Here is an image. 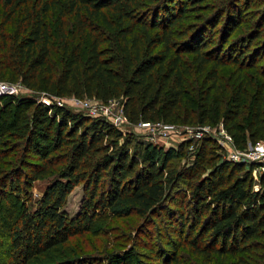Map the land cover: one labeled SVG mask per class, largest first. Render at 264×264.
<instances>
[{
	"label": "trees",
	"instance_id": "1",
	"mask_svg": "<svg viewBox=\"0 0 264 264\" xmlns=\"http://www.w3.org/2000/svg\"><path fill=\"white\" fill-rule=\"evenodd\" d=\"M251 8V0H0V79L58 97H122L133 124L178 121L181 112L204 122L215 107L244 148L264 140V8ZM228 66L231 86L221 73ZM14 97H0V210L19 203V218L0 227V264L137 256L150 259L144 264H264V172L255 190L253 166L219 162L221 146L209 136L195 165L178 169L170 163L186 156L184 142L135 140L103 118ZM46 178L32 210L33 184ZM81 184L73 217L64 205ZM132 213L159 219L148 254L117 250L99 262L61 249L53 259L97 219ZM185 246L192 256L180 253Z\"/></svg>",
	"mask_w": 264,
	"mask_h": 264
},
{
	"label": "rangeland",
	"instance_id": "2",
	"mask_svg": "<svg viewBox=\"0 0 264 264\" xmlns=\"http://www.w3.org/2000/svg\"><path fill=\"white\" fill-rule=\"evenodd\" d=\"M251 10L256 15H259L263 11V3L261 0H251ZM221 25V24H220ZM223 27V26H222ZM238 34H235L236 37ZM221 73L223 76L224 83L231 86V78L230 75L232 74L231 67H223L221 68ZM14 94L15 99H24L29 98L35 100L36 102L43 103L46 105H53L57 104L64 108L69 109L74 114H80L87 116L86 110H84L83 102L86 100L90 101L92 104H96L97 102H101L96 98H75L74 95L71 96H64V97H57L53 94L46 93V92H39L28 88L21 84L20 82H10L9 80L0 79V97L5 94ZM123 102L124 99L114 98L107 103H104L111 108V112L107 115H100L96 117H100L105 119L106 121L112 123L121 131H123L126 135H131L133 139L143 141V142H159L163 143L166 148L175 146L177 147L179 144L184 142L187 146L186 156L183 158H179L177 160L172 161L170 164L172 167L181 169L187 168L195 165V161L199 158L197 157L198 148L202 142V138L204 136H209L212 139L216 140L217 143L221 146V149L216 151L219 153V162L227 157V152L224 146L221 144L220 141H223V136L225 137V133L223 129L226 131L225 127H222L223 118H222V111L217 113L216 108L213 107L210 118L206 121L202 122L198 118V116L192 122H186L184 119V113L181 112V118L178 121H170V122H163V121H156L153 122L156 125L142 126V123L133 124L130 122L125 113H123ZM3 104V101H0V105ZM11 111L14 110L13 108L10 109ZM0 118V125L1 128L4 127V116L3 113L1 114ZM95 117V116H91ZM9 120V119H8ZM151 123V124H153ZM160 124V125H159ZM200 127L206 128L203 134H199L198 130ZM223 128V129H222ZM212 135V136H211ZM3 140L11 141L10 136H2ZM231 142L234 143L233 137L229 138ZM17 141L12 139L11 142ZM264 140L260 139L258 142H262ZM5 142V141H4ZM19 142V140L17 141ZM224 142V141H223ZM252 144L247 143L246 147H238L239 149L245 151L249 150ZM236 146V145H235ZM237 147V146H236ZM245 165V169L250 168L251 166L256 167L258 162L256 161H242ZM3 167V165H2ZM252 168V169H253ZM206 170H209L208 167ZM207 172L200 177L204 176ZM242 174V173H241ZM253 174V170H252ZM260 173H258V177L253 175L254 177V189L258 190L260 188ZM198 178V177H196ZM51 178H46L42 180L35 181L32 187V198L30 201V208L34 210L37 206L38 200L44 193V190L48 183H50ZM181 189L179 192H187L189 197L190 191L187 189V185L185 183L181 184ZM84 185L76 186L71 193L69 194L67 201L64 205V210L68 212L70 216L75 217L81 208L83 199H84ZM11 197V196H10ZM9 197V199H10ZM18 206L19 203L15 205H10L9 211L6 212L0 210L1 215H6V217H2L0 215V227L3 231L10 228L12 224L17 222L19 218L18 213ZM189 210V208H188ZM151 217V216H149ZM9 221V225L7 226V222ZM3 222V224H2ZM157 226H159V219H155V217H151L150 219H146L137 213H132L125 217L116 218L114 216H109L107 218H100L94 221L91 225V231L86 232L83 236H74L71 238L69 243L64 246H59L56 251L53 252V259L60 258L61 254H69L72 256L82 255V257L86 258H93L97 259L96 261L103 260L104 256L109 253H114L117 250H120L121 253L131 252L133 249L138 250L141 254H148L149 250L147 247L150 238L152 237V243L154 244L157 241ZM8 227V228H7ZM166 230L165 227L162 225L160 226V231L164 232ZM151 231V232H150ZM155 231V234H154ZM187 234L186 232L184 233ZM150 241V242H151ZM62 249L61 254L59 251ZM180 253L183 256H192L190 253V249L188 246L180 247ZM148 252V253H147ZM137 259L140 260V264H144L145 261H148L147 257H138ZM136 257L133 260H127L123 264H139L137 263ZM254 259H250V264H253ZM104 264L105 261H102ZM123 262V261H122ZM111 264H116L111 263ZM216 264H230V259L227 262H223L222 260L217 261Z\"/></svg>",
	"mask_w": 264,
	"mask_h": 264
},
{
	"label": "built area",
	"instance_id": "3",
	"mask_svg": "<svg viewBox=\"0 0 264 264\" xmlns=\"http://www.w3.org/2000/svg\"><path fill=\"white\" fill-rule=\"evenodd\" d=\"M58 97V96H57ZM77 98V97H75ZM80 99V98H79ZM99 101H101L100 103L97 102L96 104H92L90 101H84L83 105H84V110H86V115L87 116H100V115H107L111 112V108L110 106L104 104L105 102H103L100 99H97ZM124 113V112H123ZM128 119V118H127ZM142 126H148L150 127V125H156L153 122H143L141 121ZM153 123V124H151ZM160 125V124H159ZM222 127L224 128V125L222 124ZM222 128V129H223ZM226 129V128H225ZM206 130V128L200 127L198 132L201 136V134H203ZM224 132H226L223 136V141H220L221 144L224 146V148L226 149L227 152V159L229 160H233L235 162H242V161H256L258 162V165L256 167L253 168V175H255L256 177H258V173L262 174L264 172V141L262 142H257L255 144H252L249 150H241L238 147H236L233 142H231L229 140V138H231L232 136L228 133V131L224 130ZM212 136V135H211ZM155 144L158 145H163V143L159 142H153ZM251 144V143H250Z\"/></svg>",
	"mask_w": 264,
	"mask_h": 264
}]
</instances>
